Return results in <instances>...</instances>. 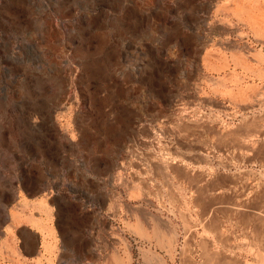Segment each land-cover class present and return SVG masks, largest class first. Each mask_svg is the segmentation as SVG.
<instances>
[{
  "label": "rangeland",
  "instance_id": "374dc122",
  "mask_svg": "<svg viewBox=\"0 0 264 264\" xmlns=\"http://www.w3.org/2000/svg\"><path fill=\"white\" fill-rule=\"evenodd\" d=\"M0 264H264V0H0Z\"/></svg>",
  "mask_w": 264,
  "mask_h": 264
},
{
  "label": "bare ground",
  "instance_id": "6f19581e",
  "mask_svg": "<svg viewBox=\"0 0 264 264\" xmlns=\"http://www.w3.org/2000/svg\"><path fill=\"white\" fill-rule=\"evenodd\" d=\"M219 19V18H218ZM231 21V20H230ZM226 23V22H225ZM223 28V27H222ZM232 29V28H231ZM236 30V29H235ZM70 70V69H69ZM67 74V73H66ZM68 80V79H67ZM192 82V81H191ZM31 125V124H30ZM185 128V127H184ZM135 161V160H134ZM165 163V162H164ZM168 164V162H166Z\"/></svg>",
  "mask_w": 264,
  "mask_h": 264
}]
</instances>
